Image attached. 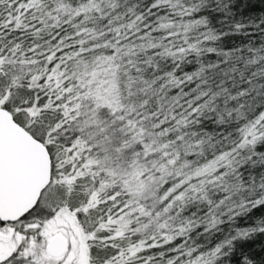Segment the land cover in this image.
Returning <instances> with one entry per match:
<instances>
[{"label": "snow or ice", "instance_id": "snow-or-ice-1", "mask_svg": "<svg viewBox=\"0 0 264 264\" xmlns=\"http://www.w3.org/2000/svg\"><path fill=\"white\" fill-rule=\"evenodd\" d=\"M0 264H264V0H0Z\"/></svg>", "mask_w": 264, "mask_h": 264}]
</instances>
